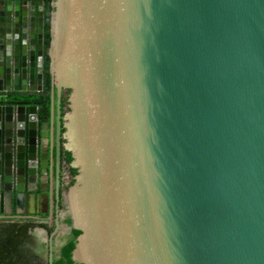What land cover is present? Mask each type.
<instances>
[{"label":"water","instance_id":"95a60500","mask_svg":"<svg viewBox=\"0 0 264 264\" xmlns=\"http://www.w3.org/2000/svg\"><path fill=\"white\" fill-rule=\"evenodd\" d=\"M61 145L75 263L264 264V0H0V220Z\"/></svg>","mask_w":264,"mask_h":264},{"label":"flooded vegetation","instance_id":"af4514ba","mask_svg":"<svg viewBox=\"0 0 264 264\" xmlns=\"http://www.w3.org/2000/svg\"><path fill=\"white\" fill-rule=\"evenodd\" d=\"M69 93L70 90L65 89L62 91V114L68 110ZM60 147L59 174L60 188L62 191L60 190L58 207H56V200L53 192L50 204L45 203L40 205V214L36 216V219H2L28 223L30 225L28 239L24 242V246L34 256V264H53V260L59 257L60 248L66 243L67 238L71 235L72 231L71 222H66L67 219H70V216L64 198V192H66L73 176L71 175L69 164L65 162V151L63 150L62 145ZM64 175L66 176V179L64 178ZM22 216L26 215L22 214ZM56 222H58V225Z\"/></svg>","mask_w":264,"mask_h":264},{"label":"trees","instance_id":"16d2710c","mask_svg":"<svg viewBox=\"0 0 264 264\" xmlns=\"http://www.w3.org/2000/svg\"><path fill=\"white\" fill-rule=\"evenodd\" d=\"M52 0H44L47 6L51 5ZM49 18V16H46ZM44 76L45 90H50V57L48 54L50 46V22L47 20L44 25ZM48 109H43V115H48ZM72 158L69 152H65V162L69 164ZM72 176L76 175V170L70 168ZM74 183L72 178L68 187ZM70 223V219H67ZM28 223H20L18 221L1 220L0 221V264H34V256L24 246V242L28 239ZM80 231L72 229L71 235L67 238L66 243L60 248L59 257L53 260V264H79L72 260V251L76 244V239Z\"/></svg>","mask_w":264,"mask_h":264},{"label":"crops","instance_id":"0c3cea01","mask_svg":"<svg viewBox=\"0 0 264 264\" xmlns=\"http://www.w3.org/2000/svg\"><path fill=\"white\" fill-rule=\"evenodd\" d=\"M49 107H50V100H49V96H48V98H47V109H48V112H49ZM53 124V123H52ZM45 126L47 127V124H45ZM51 139H52V141L51 142H53V146H54V136H53V133H52V136H51ZM66 176L64 175V178H65ZM66 179V178H65ZM52 182V185H53V180L51 181ZM52 191H53V186H52Z\"/></svg>","mask_w":264,"mask_h":264}]
</instances>
